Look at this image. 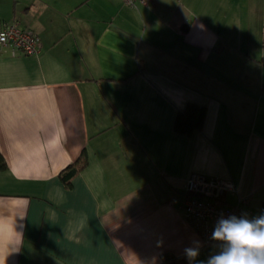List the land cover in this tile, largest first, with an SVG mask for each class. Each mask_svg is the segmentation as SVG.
<instances>
[{"label": "crops", "instance_id": "1", "mask_svg": "<svg viewBox=\"0 0 264 264\" xmlns=\"http://www.w3.org/2000/svg\"><path fill=\"white\" fill-rule=\"evenodd\" d=\"M10 24L40 51L0 54V264H163L194 241L206 261L222 242L184 219L191 174L264 214V0H0Z\"/></svg>", "mask_w": 264, "mask_h": 264}, {"label": "built area", "instance_id": "2", "mask_svg": "<svg viewBox=\"0 0 264 264\" xmlns=\"http://www.w3.org/2000/svg\"><path fill=\"white\" fill-rule=\"evenodd\" d=\"M147 0H122L126 7L145 5ZM11 49L12 56L23 54L36 56L40 47L36 36L16 24H10L0 30V54L3 49ZM237 189L229 180L207 178L200 174H191L185 184L184 219L195 229L205 246L219 241L211 239L213 229L222 216H243L241 207L246 200L239 199L234 205H227L225 198L236 195Z\"/></svg>", "mask_w": 264, "mask_h": 264}, {"label": "clouds", "instance_id": "3", "mask_svg": "<svg viewBox=\"0 0 264 264\" xmlns=\"http://www.w3.org/2000/svg\"><path fill=\"white\" fill-rule=\"evenodd\" d=\"M211 239L222 242L220 249L198 264H264V214L248 218L231 215L218 219ZM185 248V255L195 261L200 254L198 241Z\"/></svg>", "mask_w": 264, "mask_h": 264}, {"label": "trees", "instance_id": "4", "mask_svg": "<svg viewBox=\"0 0 264 264\" xmlns=\"http://www.w3.org/2000/svg\"><path fill=\"white\" fill-rule=\"evenodd\" d=\"M204 118V109L198 108L195 105H187L183 112L177 113L174 123L173 131L179 135H189L193 131L200 130ZM87 166V159L84 153L78 160L67 167L61 176V181L65 187L70 186L71 180ZM6 164L3 157L0 155V172L5 171ZM264 210V203L262 204ZM163 264H190L188 259H175L168 255L163 256Z\"/></svg>", "mask_w": 264, "mask_h": 264}]
</instances>
